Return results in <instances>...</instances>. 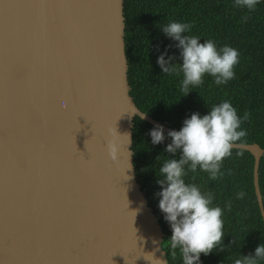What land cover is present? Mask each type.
Masks as SVG:
<instances>
[{
	"label": "water",
	"instance_id": "obj_1",
	"mask_svg": "<svg viewBox=\"0 0 264 264\" xmlns=\"http://www.w3.org/2000/svg\"><path fill=\"white\" fill-rule=\"evenodd\" d=\"M127 70L123 0H0V264H169ZM234 148L254 157L264 221V149Z\"/></svg>",
	"mask_w": 264,
	"mask_h": 264
},
{
	"label": "trees",
	"instance_id": "obj_2",
	"mask_svg": "<svg viewBox=\"0 0 264 264\" xmlns=\"http://www.w3.org/2000/svg\"><path fill=\"white\" fill-rule=\"evenodd\" d=\"M123 16L130 95L141 111L179 130L191 113L203 115L212 105L229 100L238 116L248 114L241 122L246 136L237 143H258L264 149V0H259L251 11L234 6V0H123ZM170 20L190 22L191 30L183 34L201 37V42L211 39L218 47L236 48L239 60L233 69L234 77L217 85L205 75L203 83L183 95L180 75L163 73L156 63L165 49L180 63L177 42L161 27ZM133 122L131 149L136 180L162 228V247L168 263L182 264L179 253L174 255L168 246L171 228L155 195L161 187L156 183L157 170L164 159L173 158L164 152L171 138L165 132L162 142L152 144L149 130L153 125L137 116ZM175 158H179V152ZM253 166L254 157L249 151L233 148L232 155L221 164L222 176L210 179L207 172L197 168L185 177L186 182L211 193L213 205L223 210V239L208 254L201 253L200 264H234L235 259L254 253L258 244H264V221L255 194ZM259 187L264 203V154L259 164ZM240 191L244 192L243 198L236 196ZM258 264H264V260Z\"/></svg>",
	"mask_w": 264,
	"mask_h": 264
},
{
	"label": "clouds",
	"instance_id": "obj_3",
	"mask_svg": "<svg viewBox=\"0 0 264 264\" xmlns=\"http://www.w3.org/2000/svg\"><path fill=\"white\" fill-rule=\"evenodd\" d=\"M258 3L259 0H234V6L249 11L254 10ZM161 27L177 42L175 46L179 49L180 63L167 55V49L157 56L156 63L163 73L180 75L179 89L183 95L203 83L205 75L211 76L217 85L234 77L233 69L239 60L236 48L229 45L218 47L214 40L201 42V37L183 34L191 30L190 22L170 20ZM131 112L139 120L145 118L143 111L138 112L134 108ZM247 115L245 112L238 116L231 102L222 100L203 115L191 113L179 130H169L166 134L171 141L164 152L172 154L173 158L164 159L157 170L156 183L161 187L155 195L159 197L158 208L171 228L168 246L174 255L179 253L182 264H200L201 253L208 254L220 245L224 236L222 208L213 205L211 193L186 182L185 177L188 172L195 173L197 168L207 172L210 179L222 176L223 159L232 155L237 142L246 136L241 122L247 119ZM149 135L152 144L162 142L165 139L163 126L154 125ZM177 152L178 159L175 158ZM236 154L240 155V152ZM236 196L243 198L244 192H237ZM131 213L134 216L135 213ZM150 257L147 259L151 264H166V261L152 259L151 254ZM260 260H264V244H258L254 253L235 259L234 264H258Z\"/></svg>",
	"mask_w": 264,
	"mask_h": 264
}]
</instances>
